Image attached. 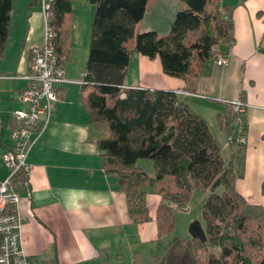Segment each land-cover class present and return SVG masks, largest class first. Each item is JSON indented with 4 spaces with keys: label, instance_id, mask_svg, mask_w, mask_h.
Returning a JSON list of instances; mask_svg holds the SVG:
<instances>
[{
    "label": "crops",
    "instance_id": "crops-1",
    "mask_svg": "<svg viewBox=\"0 0 264 264\" xmlns=\"http://www.w3.org/2000/svg\"><path fill=\"white\" fill-rule=\"evenodd\" d=\"M213 7L229 12L232 42H220L213 49L227 59L225 66L210 58L200 70L192 68L183 81L164 76L158 60L130 52L122 87L198 96L179 95V99L205 121L224 164L230 161L231 151L216 116L224 102L245 104L240 115L245 132L243 174L234 181V189L247 205L264 210L260 193L264 182V0H208L205 10ZM182 8L178 0H146L134 32L165 37L174 14ZM93 13L94 6L86 0H73L70 12L63 16L55 48L65 59V82L53 85L59 99L49 121L33 136L26 157L29 198L23 195L19 200V217L22 250L31 264H142L140 251L145 248L150 253L147 264H151L154 258L164 257L178 239L165 241L172 231L157 236L155 214L160 198L154 189H142L148 220L134 223L127 214L124 194L117 190V179L101 169L95 142L103 132L89 124L80 101L89 89L82 90L78 84ZM43 29L39 0H11L8 38L0 59V180L7 174L1 156L9 145V116L25 108L18 99L24 85L21 77L27 73L30 51L42 45ZM132 45L130 40L125 47L131 51ZM141 162L136 165L151 175V163ZM165 182L174 188L171 179ZM199 200L202 203L204 197ZM156 249H163L161 256L154 254Z\"/></svg>",
    "mask_w": 264,
    "mask_h": 264
},
{
    "label": "trees",
    "instance_id": "trees-1",
    "mask_svg": "<svg viewBox=\"0 0 264 264\" xmlns=\"http://www.w3.org/2000/svg\"><path fill=\"white\" fill-rule=\"evenodd\" d=\"M72 1H50L48 25L54 33V48ZM86 1L94 6V13L81 86L89 91L80 101L89 124L104 131L95 142L100 166L105 175L117 179L129 218L134 223L148 220L142 189H154L160 198L155 214L157 236L167 235L174 213L186 207L192 193L207 192L200 208L205 240L191 239L187 248L191 244L217 248L218 255L209 254L205 264H264V254L254 255L264 234V210L247 205L234 189V181L243 174L244 143L236 142L232 126L239 120L245 136L240 117L225 105L216 116L217 127L233 138L228 144L231 159L224 164L205 121L179 95L122 88L130 52L158 60L162 74L169 78L185 81L192 68L200 70L213 58L211 49L216 44L232 42L228 10L221 8L223 20L216 7L205 10L208 0H178L184 8L174 14L168 34L158 37L154 32H134L146 0ZM10 3L0 0V59L8 38ZM194 32L198 36L191 39ZM130 40L131 51L125 47ZM120 92L123 99L118 98ZM141 160L151 163V175L136 165ZM167 178L174 188L166 186ZM260 193L264 196V182ZM163 258H154L151 264H162Z\"/></svg>",
    "mask_w": 264,
    "mask_h": 264
},
{
    "label": "built area",
    "instance_id": "built-area-1",
    "mask_svg": "<svg viewBox=\"0 0 264 264\" xmlns=\"http://www.w3.org/2000/svg\"><path fill=\"white\" fill-rule=\"evenodd\" d=\"M51 0H39L43 16L44 29L42 45L32 49L27 59V73L21 77L24 85L18 99L25 108L10 113L8 123L9 145L5 148L1 161L6 169V177L0 180V264H31V260L22 250L21 219L19 217V200L24 195L29 198L27 187L30 166L26 157L33 144V136L50 119L53 105L59 99V93L53 85L65 82L63 77L64 57L58 56L54 48V33L48 25ZM221 18L225 13L218 8ZM213 58L218 66H225L227 59L217 54L213 48ZM83 86V74L78 81ZM123 89H126L122 87ZM176 95L198 97L193 93L175 91ZM119 99L124 98L120 92ZM229 110L238 117L244 113L246 105L240 100L224 102ZM236 131V142L244 143L239 120L232 124ZM232 135L227 136L228 144ZM178 211L186 212L185 207Z\"/></svg>",
    "mask_w": 264,
    "mask_h": 264
},
{
    "label": "rangeland",
    "instance_id": "rangeland-1",
    "mask_svg": "<svg viewBox=\"0 0 264 264\" xmlns=\"http://www.w3.org/2000/svg\"><path fill=\"white\" fill-rule=\"evenodd\" d=\"M99 130L100 132H104L102 129ZM147 162L149 161L143 160V162L141 163L142 165H144L143 163ZM1 166L3 167V164H1ZM207 194L208 193L202 196V193L195 192V194L191 196L188 204L185 207L187 211H176L174 213L173 230L169 238L165 239V241L171 242L173 238L178 239L176 240L174 245L169 247L168 251L166 252V255L162 260V264H205L209 254L214 256L218 255V249L209 246L195 247L194 244H191L189 248H186V242L190 238L188 233L190 225L194 222H198L200 227L202 226V221L200 219V208L202 203L199 199H202L203 197L205 199L207 197ZM145 250H147V248H145ZM145 250L140 251V262L142 264H147L149 262L148 260L150 253ZM162 251L163 249H156L153 252H156L154 254H156L157 256H161ZM262 254H264V234H262L261 236V244L259 250L255 249L254 252V255H256L257 258L260 257Z\"/></svg>",
    "mask_w": 264,
    "mask_h": 264
},
{
    "label": "water",
    "instance_id": "water-1",
    "mask_svg": "<svg viewBox=\"0 0 264 264\" xmlns=\"http://www.w3.org/2000/svg\"><path fill=\"white\" fill-rule=\"evenodd\" d=\"M191 239H197L200 242H204V233L198 222H194L190 225L188 230Z\"/></svg>",
    "mask_w": 264,
    "mask_h": 264
}]
</instances>
